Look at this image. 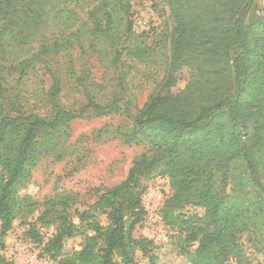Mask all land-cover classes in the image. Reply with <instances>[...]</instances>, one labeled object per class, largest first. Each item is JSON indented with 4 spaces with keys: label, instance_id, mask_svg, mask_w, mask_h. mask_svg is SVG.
<instances>
[{
    "label": "trees",
    "instance_id": "obj_1",
    "mask_svg": "<svg viewBox=\"0 0 264 264\" xmlns=\"http://www.w3.org/2000/svg\"><path fill=\"white\" fill-rule=\"evenodd\" d=\"M165 2L172 26L163 77L140 109L125 110L131 128L120 135L126 144L145 145L151 155L136 158L126 178L103 189L91 205L74 209L77 224L64 209L54 211L56 233L42 246L41 258L56 264H134L139 251L156 264L152 241L135 238L133 231L146 214L139 179L158 164L170 189L160 219L183 236L182 251L191 264H228L240 256L238 236L264 228V18L254 20V0ZM58 3L0 0V243L22 211L15 191L39 160V138L88 111L104 116L116 106L90 99L77 111L53 105L48 117L18 109L12 76L17 73L20 82L39 56L61 48L41 44L23 57L39 29L57 19ZM106 7L101 0L100 8ZM95 27V33L102 31ZM110 55L115 67L120 52L112 49ZM59 85L53 78L52 96ZM187 208L203 214L189 215ZM33 228L30 237L41 243ZM76 236L80 249L65 252L66 241ZM0 264L13 263L0 257Z\"/></svg>",
    "mask_w": 264,
    "mask_h": 264
},
{
    "label": "rangeland",
    "instance_id": "obj_2",
    "mask_svg": "<svg viewBox=\"0 0 264 264\" xmlns=\"http://www.w3.org/2000/svg\"><path fill=\"white\" fill-rule=\"evenodd\" d=\"M100 1L60 0L57 19L39 29L23 57L35 53L41 44L56 43L61 48L39 56L20 82L15 73L9 84L13 95L19 97L21 113L42 117L51 114L53 105L77 111L90 99L103 106L116 103L114 112L96 116L88 111L39 138L43 143L38 148L39 160L27 182L15 191L23 201L22 211L1 238L0 257L13 264H56L41 258L40 253L56 233L57 214L64 209L77 224L74 209L91 205L103 189L126 178L136 158L151 155L145 145L126 144L120 135L131 128L125 110L133 113L140 109L163 77L170 54V12L165 0H103L106 8H100ZM252 11L254 20L264 18V0H254ZM108 15L110 26L106 25ZM95 24L101 32L95 33ZM112 49L120 52L115 67L109 63ZM188 72L182 73L181 86ZM53 78L60 81L56 96L50 94ZM139 186L146 214L133 236L152 241L156 264H191L182 251L183 236L164 227L160 219L159 209L170 196L162 165L146 170ZM186 211L199 217L203 214L199 208ZM41 216L44 221L39 220ZM100 221L105 222L104 218ZM33 227L41 243L30 237ZM79 244L77 236L68 239L64 251H78ZM237 244L240 256L228 264H264V228L240 234ZM194 248L186 249L192 252ZM134 264H149L148 256L136 251Z\"/></svg>",
    "mask_w": 264,
    "mask_h": 264
}]
</instances>
